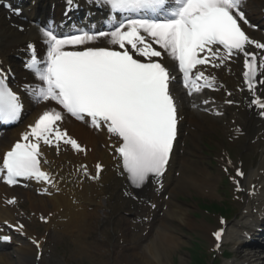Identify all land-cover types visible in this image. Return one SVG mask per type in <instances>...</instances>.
Returning a JSON list of instances; mask_svg holds the SVG:
<instances>
[{"label":"snow or ice","instance_id":"1","mask_svg":"<svg viewBox=\"0 0 264 264\" xmlns=\"http://www.w3.org/2000/svg\"><path fill=\"white\" fill-rule=\"evenodd\" d=\"M74 2L66 0L69 10ZM92 2L108 9L105 28L73 29L61 34L49 22L38 27V38L45 45L43 55L34 41L27 43L24 67L33 74L35 82L23 84L22 90L35 103L55 102L62 111L46 108L21 134L20 141L4 154L0 174L6 173L3 175L6 184L16 185L18 178H23L55 186V176L42 170V162H50L42 161L41 144L54 146L58 153L61 144L76 152H86L61 129L59 122L64 120L65 113L99 132L106 131L114 153L120 158V174H127L131 187L141 188L150 177L159 184L167 170L182 117L179 97L172 88L176 82L174 66L168 65L154 45L167 58L178 62L188 95L204 87L211 88L216 80L197 66L211 64L219 68L242 55L243 82L253 97L250 105L258 107L261 110L258 114L264 117V99L256 98L260 95L258 86H264V53L258 51L264 50V42L242 29L240 22L255 27L246 18L245 0ZM19 11L16 9L14 13ZM101 40L118 46L119 50L87 46ZM10 76H14L11 68L0 67V123L4 124L18 121L23 110L21 96L7 82ZM80 167L89 178L87 167ZM102 170L103 165L97 163L96 174L90 178L99 179ZM236 176L242 177L243 172L237 169ZM7 203L13 204L15 200ZM22 229L20 225L19 230ZM214 236L220 241L222 231H216ZM10 239L0 236L4 242Z\"/></svg>","mask_w":264,"mask_h":264},{"label":"bare ground","instance_id":"2","mask_svg":"<svg viewBox=\"0 0 264 264\" xmlns=\"http://www.w3.org/2000/svg\"><path fill=\"white\" fill-rule=\"evenodd\" d=\"M254 4L264 10V0H245L244 11L248 21L255 22L257 20L252 17V6ZM256 14L258 17L260 13ZM259 20L263 24L260 18ZM102 28L104 27L102 26ZM99 29L101 28L99 27ZM27 39L28 32L20 34L12 29L0 11V59L3 60V64H5V58L13 46L21 44ZM87 46L111 45H108L106 40H101ZM159 50L168 65L172 66L173 61L167 58V54L163 53V50ZM242 65V60L231 61L225 66L229 71L228 75H225L221 69L209 70L208 74L215 76V81L220 86H226L232 95H237V105L243 107V111L246 113L242 119L240 118V121L245 125V131L248 132L254 124L264 130V122L255 119L252 114L253 107L249 104L250 95L245 91L244 86H241L242 80L240 81V79H243ZM239 83L242 90L241 94L234 92ZM172 88L179 97L181 104L180 115L182 118L178 124L179 131H181L180 141H194L204 131L202 121L210 123L211 119L201 114L198 108H192L193 105L189 103L188 98L186 100L182 96L181 88L175 86ZM262 89L264 90V86L258 87V92L261 93ZM192 100L198 101L197 104L200 106L204 105L205 101H207L205 104L212 106L216 101V96L209 100L203 99V102L199 98ZM232 100L234 99L232 98ZM51 107L62 111L60 106L51 101L26 104L24 124L8 133L0 134V150H5L13 140L17 139L18 133L24 128L25 124L34 122L46 108ZM247 113H250V117ZM64 116V120L59 122L61 129L66 130L72 138L76 139L86 149V152L77 153L69 148L61 147L58 153L54 146H42L44 153L42 159H47L50 164H43L41 167L44 171H51L55 176V186L39 183V187L47 195L44 198L36 197L34 193L29 191H10L6 188H0V200L11 192H17L19 198L27 196L30 207L37 211L35 214L44 213L42 214L44 216L51 213L52 218L50 221H53L58 228L60 227L63 234L73 237L75 239L74 244L79 245L81 249H85L86 254L98 261H107L106 264H172V253L179 245L181 238L170 228H175L173 224L175 221L186 226L193 223L188 219L185 211L179 208V205H176L175 202H172L170 198L161 221H154L159 207L166 206V204H161L157 194L153 192L156 183L152 182V178L145 184L146 187L138 196L137 192L128 184L126 176L120 174L121 167L118 166L121 162L111 147L112 141L109 140L106 131L99 132L83 121L78 122L65 114ZM261 138L262 136L258 137L257 141H260ZM185 151L187 149L183 142L176 141L174 143L167 170L161 181L163 193L173 197L178 190H182L186 186L195 189V185H197L201 193L209 194V184L207 185L206 181H204V185L198 184L199 178L189 170L190 161ZM259 154V163L256 168L254 167L255 169L250 171L246 183L250 185V183L256 181L262 188L264 175L258 172L260 170L264 171V147ZM95 163H101L104 167L99 179L90 178L96 174L94 168H91V165L93 166ZM81 165L89 169V178L84 177ZM174 172L180 173L178 179H175V175H172ZM61 177L63 179H60ZM126 192H131L132 195H125ZM151 196L155 197L152 203L155 204L156 209L154 211H151L144 201V199L148 200ZM136 202L141 203L136 204ZM252 202H264V187ZM1 207L5 208L6 205ZM10 208L14 212L12 205H10ZM10 213L9 209L0 208V221L12 220L13 217ZM141 213H144L146 223L141 224L139 222L138 216ZM245 216L249 219L254 218L251 212ZM12 223L16 224V220ZM56 225L51 226L56 227ZM97 226H99L97 228L98 239L88 242L90 232L95 231ZM137 227H145V229L140 232L136 230ZM143 232L144 235H142ZM30 235L31 233L28 232L27 236ZM227 238L229 240L233 239L234 233H229ZM144 249H146L145 253L142 251ZM17 256L33 259L35 251L28 245L19 249ZM105 256L109 259H106ZM12 259V254H0V264H15L16 262L18 264H31L30 260L21 263ZM245 261L238 264H243ZM181 262H183V259ZM257 264H264V260L259 261Z\"/></svg>","mask_w":264,"mask_h":264},{"label":"rangeland","instance_id":"3","mask_svg":"<svg viewBox=\"0 0 264 264\" xmlns=\"http://www.w3.org/2000/svg\"><path fill=\"white\" fill-rule=\"evenodd\" d=\"M209 139L206 141L207 142V149L204 148L203 145L200 144L201 146V159L202 157H205V159L203 158V160H199L197 158H194V161L196 164H198L199 166H202L203 164H201V161H205L204 162V165L206 164L207 165V161H208V158H211L209 157L210 155L212 156H216V153L219 152V149H218V146L222 145V142H225L226 143V140L225 138L222 136V135H215V134H209L207 136ZM245 140H240L239 142V146H240V150L238 152H241L242 155L244 154L246 159H247V170L249 171L252 167V164L256 163L258 161V150L256 147H253V146H246L245 145ZM246 148V149H243V148ZM245 151V152H244ZM237 156V155H236ZM244 159V158H243ZM197 161V162H196ZM213 175H215V179H214V183L218 186H219V176L217 175V172L216 171H213L212 172ZM218 188V187H217ZM188 192L192 193V194H189V195H185L183 191L179 192L178 193V196H184V197H187V196H193L200 200V198L202 199V201L204 200L205 202L206 201H218V196L216 195L215 193V196L212 195V196H202L200 195L199 191L198 190H191L188 188L187 190ZM195 194V196H194ZM179 201V200H178ZM219 201H221V199L219 198ZM183 205L187 206L188 209L190 207V212L188 210V213H195L196 210L195 208H193L195 205H196V202H185L183 203ZM232 207L233 208H236L237 206L236 205H233L232 204ZM189 215V214H188ZM206 219L208 220L209 222V225H212L210 226V228H213V227H217V218H213V217H209L206 216ZM197 223H200L201 224V221H196ZM179 236H181L182 238V241H181V244H180V247H178L177 249H175V251L172 253V263L173 264H189L190 263V260H189V254H188V251L187 249L190 248L191 246V243L192 241H194L195 238L198 237V239H200L202 241L203 238L201 237V235L203 234V232H195L190 229H185L183 227H179L178 229H173ZM206 238V237H205ZM205 239H203L204 241ZM72 240H70L69 238H64L63 239V242L62 240H59L56 245V249L59 250L61 249V247H67L69 248V253H70V259H71V262L70 263H67V264H102L100 263L99 261L97 260H94L92 257L90 256H87L86 254H81L80 252L76 253L74 251V249L71 247L72 246ZM197 246V245H196ZM193 250H191L190 252H192ZM57 252V251H56ZM195 252V251H193ZM57 253H60V251H58ZM199 254V253H198ZM199 256V255H198ZM200 257V256H199ZM183 258L184 261L181 263L180 262V259ZM209 261V260H208ZM62 260L59 259V264H61ZM193 263L194 264H197V258L194 256L193 258ZM66 264V263H65Z\"/></svg>","mask_w":264,"mask_h":264}]
</instances>
